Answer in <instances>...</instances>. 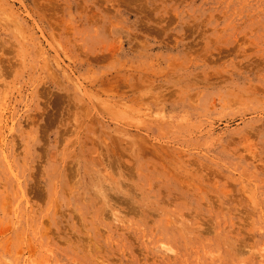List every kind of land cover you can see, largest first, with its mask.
Listing matches in <instances>:
<instances>
[{
  "label": "rangeland",
  "instance_id": "obj_1",
  "mask_svg": "<svg viewBox=\"0 0 264 264\" xmlns=\"http://www.w3.org/2000/svg\"><path fill=\"white\" fill-rule=\"evenodd\" d=\"M0 264H264V0H0Z\"/></svg>",
  "mask_w": 264,
  "mask_h": 264
}]
</instances>
